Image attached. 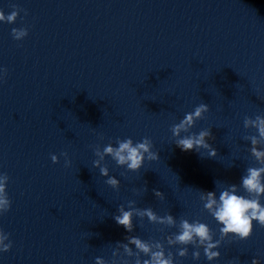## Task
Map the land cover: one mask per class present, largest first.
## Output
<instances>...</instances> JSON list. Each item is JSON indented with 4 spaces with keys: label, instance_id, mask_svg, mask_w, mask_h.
I'll use <instances>...</instances> for the list:
<instances>
[{
    "label": "water",
    "instance_id": "95a60500",
    "mask_svg": "<svg viewBox=\"0 0 264 264\" xmlns=\"http://www.w3.org/2000/svg\"><path fill=\"white\" fill-rule=\"evenodd\" d=\"M14 5L17 21L0 23V171L13 201L0 228L14 242L0 264H135L120 246L129 236L164 244L175 264H209L202 248L180 256L185 246L168 243L184 220L208 224L223 255L237 240L221 236L201 195L232 185L248 195L242 178L264 167L252 137L262 150L264 138L246 126L264 117V0H0L7 14ZM200 104L210 110L182 135L211 130L216 157L182 151L172 132ZM145 137L160 159L140 172L97 155ZM121 207L176 223L136 215L129 233L114 219Z\"/></svg>",
    "mask_w": 264,
    "mask_h": 264
},
{
    "label": "clouds",
    "instance_id": "9594fccd",
    "mask_svg": "<svg viewBox=\"0 0 264 264\" xmlns=\"http://www.w3.org/2000/svg\"><path fill=\"white\" fill-rule=\"evenodd\" d=\"M13 8L14 10L10 14L0 8V23L14 24L17 21L22 9L17 5H14ZM28 35L29 30L27 27L12 29V36L17 41L24 40ZM7 75L8 68L0 66V83L5 81ZM209 110V105L200 104L194 112L187 113L173 127V135L177 137L176 145L182 151L190 152L203 148L208 150L210 157L218 155L217 150L208 142L212 138L211 130H202L198 134L190 136L182 135L189 128L194 127L196 120L202 118ZM246 126L255 127L258 131V137L264 138V117L248 120ZM252 145V154L258 161L264 163V150L259 148V140L255 136L252 137ZM97 155L101 159L106 155L111 156L117 164L126 166L132 172H140L146 163L159 161L160 159L159 152L154 150V145L148 137L143 138L142 141H133L131 138L121 140L115 147L112 145L105 146L103 153H97ZM51 159L53 163L58 161L55 155ZM95 166H100L99 161H96ZM101 174L109 176L108 169L101 168ZM9 182V175L0 171V217H3L12 209L13 201L8 192ZM107 183L113 188H118L120 181L115 177H109ZM242 187L248 195L241 194L236 185L220 191L219 195L215 191H202L201 195L204 208L221 225V236L224 238L232 237L237 241L250 240L254 235L257 224L264 227V167L249 168L247 175L242 178ZM154 194L161 199L165 198L164 193L160 191H155ZM136 215L147 216L150 221H158L161 224L175 225L176 223L175 217L171 214L166 217H159L151 208L125 210L121 207L120 214L115 216L114 219L127 232L131 233L134 230L133 218ZM168 243L170 245L180 244L185 246L180 249V256L188 254V245L202 248L204 257L209 264L220 260L222 257L220 240L213 237L211 227L203 222L182 221L180 231L174 237H169ZM13 246L14 242L11 240V234L0 228V254L10 252ZM120 246L127 256L136 257L135 264H175L174 258L166 253L164 244L159 242L150 243L138 236H129L127 243H121ZM132 246H135V251ZM141 254L146 258H141ZM200 255L199 251L193 252L196 259H199ZM95 264H104V261L102 258L97 257ZM123 264H128V262L124 261ZM231 264H240L239 259H233ZM251 264H264V260L255 257Z\"/></svg>",
    "mask_w": 264,
    "mask_h": 264
}]
</instances>
